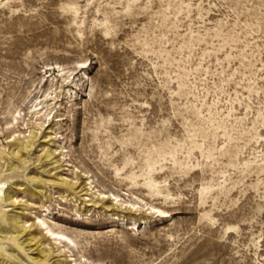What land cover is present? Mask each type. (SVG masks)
<instances>
[{
    "label": "rangeland",
    "instance_id": "374dc122",
    "mask_svg": "<svg viewBox=\"0 0 264 264\" xmlns=\"http://www.w3.org/2000/svg\"><path fill=\"white\" fill-rule=\"evenodd\" d=\"M0 182V264H264V0H0Z\"/></svg>",
    "mask_w": 264,
    "mask_h": 264
},
{
    "label": "bare ground",
    "instance_id": "6f19581e",
    "mask_svg": "<svg viewBox=\"0 0 264 264\" xmlns=\"http://www.w3.org/2000/svg\"><path fill=\"white\" fill-rule=\"evenodd\" d=\"M86 63H82V68H85L86 66ZM46 77V76H45ZM44 79V78H43ZM44 81V80H43ZM43 81H41V84H42V82ZM47 82H48V80H47ZM53 83V82H52ZM51 84V83H50ZM52 85H54V84H51V86ZM47 87V86H46ZM48 87H49V85H48ZM54 88V87H53ZM51 89V88H50ZM48 90V89H47ZM52 90V89H51ZM50 91V90H49ZM42 92V91H41ZM49 94H47L46 95V92H45V96H46V101H47V99H49L50 97L52 98V95L54 94H52V95H50V92H48ZM54 95H56L55 97H54V99H52V100H56L57 98H58V94H56V92H55V94ZM45 98V97H44ZM39 101V100H38ZM42 102H44V100L42 101ZM37 103V102H36ZM34 107V106H33ZM44 108V107H43ZM43 108H40V109H36L35 108V110L33 111L32 110V112H34L35 113V116H37V118L39 117H44V118H48L49 116L47 115V114H45V113H42L41 111L43 110ZM20 114H21V112L20 113H18V115L20 116ZM54 117H56V116H54ZM17 119H18V116L17 117H14V122H17ZM42 119V118H41ZM49 119V118H48ZM58 121V120H57ZM60 121H61V119H60ZM9 124V123H8ZM11 124V123H10ZM13 125V124H12ZM41 126V125H40ZM33 132V131H32ZM37 136H36V134H35V132H33V133H31L30 134V139H29V141L27 142V144L28 145H26L25 147H26V149L30 146V145H32L33 144V141H34V138H36ZM24 145V143L22 144V146ZM17 156H18V154H17ZM48 157H50V155H48ZM18 158V157H17ZM20 158V157H19ZM13 171H15V168H13L12 169ZM5 185H6V182H0V189H5ZM106 198V197H105ZM10 202H12L13 201V198L11 197L10 199ZM105 199L104 198H102V202L104 201ZM114 200H115V202L117 203L118 202V197H116L115 196V198H114ZM148 207V208H147ZM131 208L133 209V210H137V211H141V210H144L145 208H147V211H149L150 212V214H153V215H157V216H161V217H168L169 216V212H167V211H164V210H162V209H160V208H158V207H155V206H149L148 204H145L144 206H136L135 204H131ZM40 222H38L40 225H43V226H47L46 228H47V232H49L50 233V235L51 236H53V237H57V239H60V240H64V241H67V242H71V244H75L74 243V241L71 239V238H69L67 235H65V234H63V233H55V232H53V230L46 224V222H45V220H43V218L42 219H40L39 220ZM36 225H38V224H36ZM41 227V226H40ZM21 230H23V231H25V230H27V228L25 227V226H22V229Z\"/></svg>",
    "mask_w": 264,
    "mask_h": 264
}]
</instances>
